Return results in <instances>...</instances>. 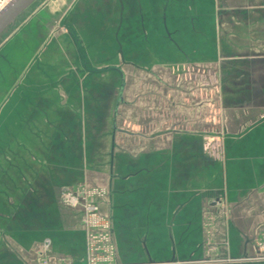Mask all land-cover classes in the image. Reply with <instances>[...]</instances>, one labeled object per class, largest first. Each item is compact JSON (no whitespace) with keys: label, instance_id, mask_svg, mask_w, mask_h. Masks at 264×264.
I'll return each mask as SVG.
<instances>
[{"label":"crops","instance_id":"0c3cea01","mask_svg":"<svg viewBox=\"0 0 264 264\" xmlns=\"http://www.w3.org/2000/svg\"><path fill=\"white\" fill-rule=\"evenodd\" d=\"M12 44L0 264H40L47 240L51 261L86 264L81 214L60 202L81 185L110 190L120 264H264L249 260L264 230V0H44ZM156 59L219 65L224 83L196 89L205 101L177 88L184 117L167 120L151 94L171 88L119 69Z\"/></svg>","mask_w":264,"mask_h":264},{"label":"built area","instance_id":"2783aa9c","mask_svg":"<svg viewBox=\"0 0 264 264\" xmlns=\"http://www.w3.org/2000/svg\"><path fill=\"white\" fill-rule=\"evenodd\" d=\"M12 0H0V12ZM110 190L107 187L81 185L64 189L60 193L61 205L81 214L80 225L86 236V264H120L114 240L113 224L104 203ZM40 264H70L64 258L51 261L48 253L50 242L43 243ZM258 254L250 261L264 260V230L256 244Z\"/></svg>","mask_w":264,"mask_h":264},{"label":"rangeland","instance_id":"374dc122","mask_svg":"<svg viewBox=\"0 0 264 264\" xmlns=\"http://www.w3.org/2000/svg\"><path fill=\"white\" fill-rule=\"evenodd\" d=\"M136 1V0H134ZM44 0H39L33 7L28 11L23 17L19 18L16 21V25L9 28L0 38V56L12 54L13 44L9 45V47H2L10 39L14 32L19 29L22 24L23 18H27L31 12L36 10L38 6H40ZM98 48V47H97ZM105 50L104 44H102V50ZM157 49V48H155ZM18 59V57H17ZM123 68V71L128 72L130 75L128 85L133 87L138 86H149L150 88H168L171 90L165 91L164 94L154 95L151 94V97H154L156 100L161 98L163 103H165V111L164 115L167 120H172L174 118L180 119L184 117L183 113L175 110V106L180 104L177 102V88H181L184 91L189 92L191 90V98L198 97V100L205 101L204 95H196V89L204 90L206 87H221L223 85V81L220 78V66L216 65V67L212 70L205 63H189L182 62L180 64L175 63H160L158 59L153 60L149 63L148 67L144 68H126L122 63L119 62V69ZM132 73H129L131 72ZM214 74V75H212ZM173 88V89H172ZM152 91L151 93H153ZM156 92V91H155ZM201 92V91H199ZM198 92V93H199ZM184 96V95H183ZM185 98H189L190 95L184 96ZM219 97V95L215 96ZM161 101V100H160ZM188 103V101H187ZM189 104V103H188ZM40 255V254H39Z\"/></svg>","mask_w":264,"mask_h":264},{"label":"water","instance_id":"95a60500","mask_svg":"<svg viewBox=\"0 0 264 264\" xmlns=\"http://www.w3.org/2000/svg\"><path fill=\"white\" fill-rule=\"evenodd\" d=\"M39 0H12L0 12V38L12 26L18 18L30 9Z\"/></svg>","mask_w":264,"mask_h":264}]
</instances>
